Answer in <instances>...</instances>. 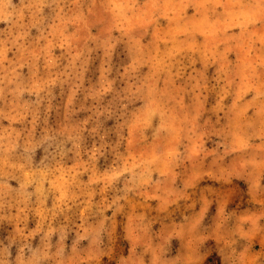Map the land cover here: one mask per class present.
Masks as SVG:
<instances>
[{"label": "rangeland", "instance_id": "1", "mask_svg": "<svg viewBox=\"0 0 264 264\" xmlns=\"http://www.w3.org/2000/svg\"><path fill=\"white\" fill-rule=\"evenodd\" d=\"M0 264H264V0H0Z\"/></svg>", "mask_w": 264, "mask_h": 264}]
</instances>
